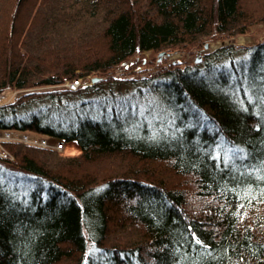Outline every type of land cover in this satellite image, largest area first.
Segmentation results:
<instances>
[{"label": "trees", "instance_id": "trees-1", "mask_svg": "<svg viewBox=\"0 0 264 264\" xmlns=\"http://www.w3.org/2000/svg\"><path fill=\"white\" fill-rule=\"evenodd\" d=\"M256 17L264 0H0V93L20 91L0 132L82 150L4 142L0 264H264V39L112 74ZM123 88L158 106L121 104Z\"/></svg>", "mask_w": 264, "mask_h": 264}, {"label": "rangeland", "instance_id": "rangeland-1", "mask_svg": "<svg viewBox=\"0 0 264 264\" xmlns=\"http://www.w3.org/2000/svg\"><path fill=\"white\" fill-rule=\"evenodd\" d=\"M257 20L256 22H253L248 26V29L245 33H241L236 36H230V37H223L222 35H216V37L213 38H207L206 43L203 47L197 48L196 50H187V51H172L170 53L167 52H159V53H152L151 51L145 52L143 55L144 57H140L139 55L133 56L132 59H130L127 63H125L123 66L121 65L119 69L112 72L113 75H118L117 77H128V75H145L149 74L147 71H152L155 69L157 64L163 63L165 61L167 62H173V63H182L189 61L191 63L199 62L202 60L204 54L208 51H212L220 46L227 45V44H235V45H249L258 41H261L264 39V22L258 21L257 17L255 18ZM204 39V38H203ZM200 59V60H199ZM199 60V61H198ZM130 66V67H129ZM97 72H91L88 73L87 76L83 77V82H87L88 84L93 83V79L97 77ZM66 83V80L64 83L59 85H51V86H39L36 89H53V88H63L67 87L64 85ZM122 93L120 91L116 90V100H118L121 104H123L129 100V102H133L138 105V108L144 109L151 106V111H153L154 108H156L158 105L154 104L156 101V97L153 94H139L133 92V89L127 90V88L122 89ZM144 93V91H143ZM5 95L4 103H8L12 100H14L19 94V90H9L7 92L3 93ZM126 101V102H125ZM100 102H96L99 106ZM120 103H118L120 105ZM128 103V102H127ZM95 104L93 106H95ZM154 104V105H153ZM90 106L88 111H90L93 115H98L100 111L94 107ZM28 134V133H27ZM23 135V134H19ZM30 137H40V138H46L42 136H33L31 134H28ZM49 141L48 148H53L59 151L60 155L63 157L73 156V155H79L82 150L79 144L76 141L66 142V141H60L56 139H50L46 138ZM62 143L64 146L63 148H60L58 144ZM1 149H5L6 153L8 154L5 159H14V155L7 149L6 145H0ZM9 157V158H8ZM118 161V160H117ZM99 163V162H97ZM103 163V162H102Z\"/></svg>", "mask_w": 264, "mask_h": 264}, {"label": "built area", "instance_id": "built-area-1", "mask_svg": "<svg viewBox=\"0 0 264 264\" xmlns=\"http://www.w3.org/2000/svg\"><path fill=\"white\" fill-rule=\"evenodd\" d=\"M82 80L83 78L66 80V83L64 85L72 89H77L81 85H88L87 82L84 83ZM4 99H5V95L3 93H0V105L4 103ZM9 141H21L23 143L38 145V146H43V147L51 146L49 145V141L46 138L30 137L28 134L14 135L11 132H0V145H3L4 142H9ZM58 145L60 146V148H63L64 146L62 143ZM7 155L8 154L6 153V150L0 148V156L2 158H5Z\"/></svg>", "mask_w": 264, "mask_h": 264}, {"label": "water", "instance_id": "water-1", "mask_svg": "<svg viewBox=\"0 0 264 264\" xmlns=\"http://www.w3.org/2000/svg\"><path fill=\"white\" fill-rule=\"evenodd\" d=\"M199 60H200V59H199ZM199 60H198V61H199ZM97 79H98V78L95 77V78L93 79V81H96Z\"/></svg>", "mask_w": 264, "mask_h": 264}, {"label": "bare ground", "instance_id": "bare-ground-1", "mask_svg": "<svg viewBox=\"0 0 264 264\" xmlns=\"http://www.w3.org/2000/svg\"><path fill=\"white\" fill-rule=\"evenodd\" d=\"M69 89H71V90H76V89H72V88H70V87H68Z\"/></svg>", "mask_w": 264, "mask_h": 264}]
</instances>
